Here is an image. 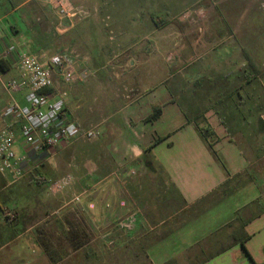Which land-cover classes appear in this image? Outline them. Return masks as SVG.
<instances>
[{
	"label": "crops",
	"instance_id": "0c3cea01",
	"mask_svg": "<svg viewBox=\"0 0 264 264\" xmlns=\"http://www.w3.org/2000/svg\"><path fill=\"white\" fill-rule=\"evenodd\" d=\"M96 2L93 19L76 21L65 37L73 50L88 57L93 73L86 83L60 86L68 93L57 122L91 123L100 131L98 138L33 156L20 137V122L3 114L11 103L24 106L26 91L7 94L1 82L14 78L2 76L12 69L19 75L12 65L0 70V131L12 132L16 154H27L33 162L19 180L0 175V194L14 186L5 199L13 200L15 227L22 228L7 243L30 234L28 242L41 250L31 260L38 264H129L138 257L147 264H264V92L245 93L250 83L264 82L247 58L258 68L264 65L255 58L264 53V30L258 29L260 20L264 25V0H232L221 10L223 0ZM159 9L166 18H156ZM100 10L105 29L95 30V22L102 21ZM188 11L191 16H184ZM235 11L237 18L224 26L222 14ZM249 12L248 24H243L241 17ZM79 25L83 28L77 35L84 44L76 43L73 34ZM0 30V43L17 38L3 17ZM223 35L236 37L234 52L242 58L237 68L244 73L237 75L240 85L234 94L240 105H247L248 116L230 115V128L217 104L201 111L194 95L180 96V102L165 84L176 83L169 70L179 65L160 61L163 53L182 57L186 72L194 68L184 83H195L202 68H217L213 61L197 62L220 48ZM91 42L94 58L85 51ZM202 96L198 94L203 101ZM156 112L158 118L150 120ZM65 175L72 176V184L48 195L46 183ZM76 196L79 202H74ZM130 212H137L133 228H117L116 221ZM4 236L0 232V250L7 245L1 242ZM19 256L24 254L2 255L0 264L21 261Z\"/></svg>",
	"mask_w": 264,
	"mask_h": 264
},
{
	"label": "built area",
	"instance_id": "2783aa9c",
	"mask_svg": "<svg viewBox=\"0 0 264 264\" xmlns=\"http://www.w3.org/2000/svg\"><path fill=\"white\" fill-rule=\"evenodd\" d=\"M35 1L48 6L56 15L55 31L58 34L65 33L76 21L88 19L98 13L94 8L74 4L71 0ZM16 14V12L6 14L3 23L11 22L10 24L15 25ZM191 14L188 11L184 16L190 17ZM1 45L0 60L15 66L20 73L17 79L1 82L3 90L9 95L26 91L25 105L11 103L4 109L3 114L20 122V137L33 156L48 155L78 139L90 141L100 136L98 127L84 129L74 122L66 124L57 122L64 111L68 93L62 87L86 83L93 73L88 65V57L73 49H60L49 55L40 56L38 53L42 51H30L25 44L24 47L17 46L7 39L3 40ZM32 163L27 154H16L13 133L8 130L0 131V175H10L13 181L19 180ZM72 182L73 178L70 175L47 182V194L57 195ZM73 200L79 202L80 197L76 196ZM123 205L121 202V206ZM16 216L12 209L2 210V219L7 223L15 221ZM135 217L136 213H130L119 219L115 226L129 231L134 226Z\"/></svg>",
	"mask_w": 264,
	"mask_h": 264
},
{
	"label": "rangeland",
	"instance_id": "374dc122",
	"mask_svg": "<svg viewBox=\"0 0 264 264\" xmlns=\"http://www.w3.org/2000/svg\"><path fill=\"white\" fill-rule=\"evenodd\" d=\"M73 3L76 4H83L85 6H89L90 8L92 5H97L96 0H72ZM232 3V0H223L220 4V10L226 9L230 4ZM15 7H18L16 10V21L14 19V23L17 26L15 29L11 22L3 23L5 28L9 31V33L13 36H17V38H14V43L16 45H20L24 47L23 45L34 46V47H45V50L42 51V53H38L40 56L41 54L49 55L51 53L56 52L60 49H72V46L69 45L68 39H65L68 32L66 31L63 34H58L55 31V26L57 24L56 16L51 14L43 4L40 2H37L35 0H0V18L4 17L6 14H8L12 9ZM99 8V7H98ZM249 13H245L242 17V23H246L249 20ZM104 13L102 10H100V17L102 18V21L97 20L95 22L94 28L95 30H99V28L104 30V25L106 23V19L104 18ZM118 17H121V11H118L117 13ZM238 14L236 11L232 15H226L225 12L222 14V19L220 22H222L225 25H229L233 18H237ZM156 18L164 19L166 18V13L164 10L159 9L156 11ZM93 19V17L88 18L86 21H90ZM6 20V18H5ZM236 20V19H235ZM259 28L260 30H264L263 20L259 21ZM75 24V23H74ZM73 24V25H74ZM2 26V25H1ZM83 28V25H79L74 29L73 34L75 35V41L76 43L84 44L82 39H79L77 33L79 30ZM2 37V33L0 30V40ZM264 38V34L262 36ZM223 43L221 44L220 48L216 49L215 51H211L210 53L206 54L200 62H197V65H203V64H210L215 62L217 64V68H202V73L199 75L198 79L195 83L188 84L184 83L183 78L188 73L191 75V69H194L191 67L186 70L184 69V60L182 57L178 56L177 54L174 55L173 53H163L162 58L160 61H165V63H175L177 62L179 66H176L174 70H169L170 75H174L173 79L176 81V83H165L167 87H170L173 91L174 96L180 100L181 97H188L191 95H194L196 97V105L199 108V110H204L205 107L214 108L217 107L218 111L221 113V117L224 118L225 124L228 126V128L232 127V123L234 124V121H231L230 115L235 116L234 114L240 115V118L247 120L246 115V107L247 105H240V102H238L237 97L235 96L234 92L237 91V88L239 87V80L237 81V75L241 73L242 75L244 73V68L239 66L240 63H242V58L239 59L237 57L236 51V44L235 40L236 37L229 36V35H223L222 36ZM20 40V41H19ZM47 45V46H44ZM0 43V47H1ZM86 54L93 58L97 55V51L94 49V42H91V46L85 47ZM176 56L178 58H176ZM220 56V61L216 62L215 58ZM260 59L255 57L257 60H260V65L264 64V53H261V55H258ZM180 60V61H179ZM179 61V62H178ZM198 61V60H197ZM10 66V64H8ZM13 66V65H12ZM14 68V67H13ZM262 73H264V65L261 66L259 69ZM197 73H199L198 69L196 70ZM18 72V71H17ZM18 75L20 73L18 72ZM13 76L12 78L17 79V73L16 70L12 69L8 74L3 75L2 79L7 80L8 77ZM218 91H222L223 95L220 96L218 94ZM264 92V82L257 80L256 82H252L249 84L248 89L246 92ZM244 92V91H243ZM241 90L242 95H245ZM198 94H202L204 100H200L198 98ZM234 94V95H233ZM6 97V96H5ZM226 99L225 101H222L221 99ZM221 103V105H218V103ZM222 103L224 105L222 106ZM217 104V106H216ZM221 107V108H220ZM238 111H233L234 109H237ZM225 115L223 116V114ZM235 118V117H234ZM237 119V118H236ZM84 129L90 128V127H96V125H91V123H88L84 126H80ZM71 176V175H70ZM14 188V186H10V188H7L4 193L0 194V207H6L10 209L11 206H13V200L11 199H5V195L8 194L7 191H11ZM41 194V193H39ZM158 194V191L156 190V195ZM151 198V197H150ZM130 213H137V212H130ZM129 213V214H130ZM127 214V215H129ZM126 215V216H127ZM124 216V217H126ZM124 217H121L119 219H122ZM118 219V220H119ZM117 220V221H118ZM116 221V222H117ZM17 219L13 221L12 223H7L3 219H1L0 215V232H4L5 236L1 239V242L7 243L11 238L15 237L16 234L21 233L22 228L15 227L17 224ZM29 221H26L28 223ZM130 231V230H129ZM30 238V234L25 233L23 236H21L18 239H15L13 242L7 243V245L0 250V256L6 255L9 257H13L15 255V252H20L21 254H24L23 257L20 260H11V264H23L24 262L31 261L33 258H35L37 255L41 254L40 248L34 243L30 244L28 242V239ZM19 247H22L21 250H18ZM14 254V255H13ZM196 261V260H193ZM137 262V263H135ZM147 264V262L142 259V257H138V259L130 258L129 264ZM31 264H38L37 262L31 261ZM190 264V262L188 263Z\"/></svg>",
	"mask_w": 264,
	"mask_h": 264
},
{
	"label": "trees",
	"instance_id": "16d2710c",
	"mask_svg": "<svg viewBox=\"0 0 264 264\" xmlns=\"http://www.w3.org/2000/svg\"><path fill=\"white\" fill-rule=\"evenodd\" d=\"M246 56H247V54H246ZM247 58H248V60H249V62H250V64L254 67V71H255V73L258 75V76H264V73H262L259 69L260 68H258L256 65H255V63L253 62V60L249 57V56H247ZM8 64L7 63H5L4 61H2V60H0V70H2V71H6V70H8V66H7ZM158 113L156 112V116H153L152 115V117H150V120H154V119H157L158 118ZM186 118L188 119V121L190 120V118H189V116H186ZM201 117H198V119H196L195 120V123L199 126L201 123H202V121H200L199 119H200ZM200 131L202 132V134L205 136V137H207V131L203 128V126L200 128ZM162 139H157L156 140V143H158V142H160ZM242 243V242H241Z\"/></svg>",
	"mask_w": 264,
	"mask_h": 264
}]
</instances>
